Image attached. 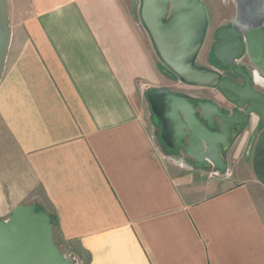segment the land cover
I'll return each mask as SVG.
<instances>
[{
    "label": "crops",
    "instance_id": "obj_1",
    "mask_svg": "<svg viewBox=\"0 0 264 264\" xmlns=\"http://www.w3.org/2000/svg\"><path fill=\"white\" fill-rule=\"evenodd\" d=\"M6 4L0 220L45 204L60 252L78 248L86 264H264V186L248 157L256 122L227 173L207 174L164 151L146 94L224 100L163 73L129 0Z\"/></svg>",
    "mask_w": 264,
    "mask_h": 264
},
{
    "label": "water",
    "instance_id": "obj_2",
    "mask_svg": "<svg viewBox=\"0 0 264 264\" xmlns=\"http://www.w3.org/2000/svg\"><path fill=\"white\" fill-rule=\"evenodd\" d=\"M230 1L234 17L215 32L212 47L219 68H207L197 64L209 31L202 0H129L163 73L188 87L216 89L224 100L220 107L150 89L146 99L164 151L184 155L199 170L224 175L229 151L256 122L258 136L248 157L264 186V87L254 88L246 68L237 65L247 57L264 77V0ZM10 41L8 8L0 0V80ZM227 69L236 79L225 75ZM56 224L35 204L15 207L8 220H0V264H78L74 254L66 257L56 246Z\"/></svg>",
    "mask_w": 264,
    "mask_h": 264
},
{
    "label": "rangeland",
    "instance_id": "obj_3",
    "mask_svg": "<svg viewBox=\"0 0 264 264\" xmlns=\"http://www.w3.org/2000/svg\"><path fill=\"white\" fill-rule=\"evenodd\" d=\"M203 2L207 6V10L209 12V31H208L207 38L204 42V45L202 47V50L200 51L199 57L197 59V64L199 66H204L207 68H219V65L214 61L212 57V47H213L212 44L215 41V37H214L215 32L219 28L227 26L232 21L234 14H235V9L230 0H203ZM177 83L179 82L177 81ZM179 87L183 89L182 90L183 92H186V93L190 91H195L196 89V88H191L188 86H183L182 84L179 85ZM250 163H251V157H250ZM205 173L208 174L207 171ZM39 193L40 192H38L36 195L39 196L40 195ZM30 204H35L39 208L47 207L45 204L42 205L39 203H35V201L29 204H26V205H30ZM63 254L66 257L69 256V253L66 251H63Z\"/></svg>",
    "mask_w": 264,
    "mask_h": 264
},
{
    "label": "flooded vegetation",
    "instance_id": "obj_4",
    "mask_svg": "<svg viewBox=\"0 0 264 264\" xmlns=\"http://www.w3.org/2000/svg\"><path fill=\"white\" fill-rule=\"evenodd\" d=\"M203 2V1H202ZM204 3V2H203ZM205 5V4H204ZM206 7V6H205ZM207 9V8H206ZM208 11V10H207ZM208 15H209V12H208ZM229 25V24H228ZM227 25V26H228ZM216 41H214V43H215ZM214 43H213V45H214ZM242 63L241 64H237V65H243L245 68H246V70H247V72L249 73V75H250V77H251V83H252V86L254 87V88H256V89H259L260 87L261 88H263L264 87V83H262V85L260 86V87H258V86H256L255 85V75H253V72L254 71H256V68L250 63V61L248 60V58L247 57H244V58H242ZM259 72V71H258ZM224 73H225V75H227L228 77H230V78H232V79H236V77L232 74V72H231V70H224ZM260 73V72H259ZM261 74V73H260ZM261 76H263L262 74H261ZM264 78V77H263ZM251 166H252V159H251ZM253 168V167H252Z\"/></svg>",
    "mask_w": 264,
    "mask_h": 264
},
{
    "label": "trees",
    "instance_id": "obj_5",
    "mask_svg": "<svg viewBox=\"0 0 264 264\" xmlns=\"http://www.w3.org/2000/svg\"><path fill=\"white\" fill-rule=\"evenodd\" d=\"M174 78V77H173ZM38 210H43L42 208H39L37 206ZM49 215V214H48ZM52 219L56 220V217L54 215H49ZM72 254L75 255V258L79 261V262H83V264H86L88 262V259H86V256L84 255V253H81L80 250L78 248H73L72 250Z\"/></svg>",
    "mask_w": 264,
    "mask_h": 264
},
{
    "label": "built area",
    "instance_id": "obj_6",
    "mask_svg": "<svg viewBox=\"0 0 264 264\" xmlns=\"http://www.w3.org/2000/svg\"><path fill=\"white\" fill-rule=\"evenodd\" d=\"M242 59L241 60H239L238 62H237V64H241L242 63ZM253 75H255L254 77H255V85L256 86H258V87H260L261 85H262V83H264V78H263V76H261V74L256 70V71H254L253 72ZM214 174H216L217 175V173H214Z\"/></svg>",
    "mask_w": 264,
    "mask_h": 264
}]
</instances>
